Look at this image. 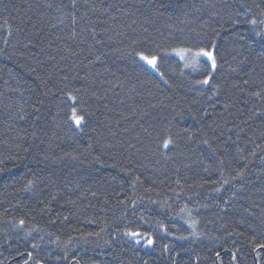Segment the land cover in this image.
<instances>
[{
	"label": "trees",
	"instance_id": "trees-1",
	"mask_svg": "<svg viewBox=\"0 0 264 264\" xmlns=\"http://www.w3.org/2000/svg\"><path fill=\"white\" fill-rule=\"evenodd\" d=\"M257 33L264 0H0V264H264Z\"/></svg>",
	"mask_w": 264,
	"mask_h": 264
},
{
	"label": "snow or ice",
	"instance_id": "snow-or-ice-1",
	"mask_svg": "<svg viewBox=\"0 0 264 264\" xmlns=\"http://www.w3.org/2000/svg\"><path fill=\"white\" fill-rule=\"evenodd\" d=\"M249 11H251V9H249ZM250 23L255 24L256 20L253 19L252 21H250ZM256 35L260 36L261 39L264 40V33H257ZM173 52L177 56H179L181 60L191 59L193 61L192 65H186V66L195 67L199 64L201 57H206L209 61H211L212 68L215 69V67H216V60H215V57L213 55V51L207 50L203 47L195 48V49L194 48L174 49ZM136 55L139 57V59L141 61L145 62L153 70L159 72L158 61H159L160 57L158 54H153V53L146 54L145 52L141 51V52L136 53ZM210 79H211V76L204 79L203 81H198L197 83L209 84ZM254 95L259 96L260 93H254ZM70 99L75 101V100H77V97L70 96ZM71 111H72L71 119L73 121H75L77 126H80L82 121L84 120V117L81 115H77V109L75 107H73ZM205 143H207V142L205 141ZM171 144H172V140L170 138L163 141V147L164 148H168ZM238 175H243V173H239ZM226 183H227V181H226ZM21 223H23V221H21ZM130 235L131 236H137L139 234L136 232H132V233H130ZM137 242H139V241H137ZM147 243L148 244L152 243L151 238L148 239ZM257 249L260 250V251H257V255L259 256L260 252L264 251V243L257 244L256 249H254V251ZM233 259H235V256L233 257Z\"/></svg>",
	"mask_w": 264,
	"mask_h": 264
},
{
	"label": "rangeland",
	"instance_id": "rangeland-1",
	"mask_svg": "<svg viewBox=\"0 0 264 264\" xmlns=\"http://www.w3.org/2000/svg\"><path fill=\"white\" fill-rule=\"evenodd\" d=\"M174 56L180 58V57L177 56L175 53H174ZM201 59H204V60L208 61L209 64L211 65V61H209L206 57H201ZM186 62H187V63H193V61H192L191 59L186 60ZM211 67H212V66H211ZM212 69H213V68H212Z\"/></svg>",
	"mask_w": 264,
	"mask_h": 264
}]
</instances>
